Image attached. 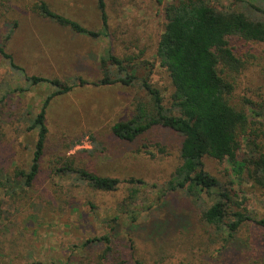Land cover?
I'll return each instance as SVG.
<instances>
[{
	"label": "rangeland",
	"instance_id": "rangeland-1",
	"mask_svg": "<svg viewBox=\"0 0 264 264\" xmlns=\"http://www.w3.org/2000/svg\"><path fill=\"white\" fill-rule=\"evenodd\" d=\"M40 1L0 0V45L28 75L90 84L51 100L39 173L27 185L18 172L28 171L33 159L38 133L29 127L55 88L31 85L0 56V264L73 263L85 253L80 249H105L104 242L84 246L105 234H111L113 264H264V225L257 221L264 220V189L237 176L226 160L205 158L221 189L228 187L251 218L227 240L202 220V207L165 187L181 163L180 134L162 126L132 141L113 134V125L134 115L146 91L139 84H94L103 75L101 57L110 51L170 104L174 86L157 50L172 0H104L106 28L98 0H44L102 33L97 37L39 15L34 5ZM211 1L226 9L234 0ZM250 1L264 7V0ZM230 45L243 62L227 71L230 100L249 115L238 158L250 159L264 152V43L232 36ZM67 162L124 181L113 191L97 190L59 172ZM133 178L145 184L131 200L136 184L125 180ZM205 198L211 204L218 197L201 203Z\"/></svg>",
	"mask_w": 264,
	"mask_h": 264
},
{
	"label": "trees",
	"instance_id": "trees-1",
	"mask_svg": "<svg viewBox=\"0 0 264 264\" xmlns=\"http://www.w3.org/2000/svg\"><path fill=\"white\" fill-rule=\"evenodd\" d=\"M98 5L103 27L106 28L104 0H98ZM34 10L77 33L94 37L102 34L56 12L44 0L35 3ZM166 16L167 24L158 44L157 56L160 64L169 72L174 86L170 104L164 103L157 87L146 78H140L133 66L126 65L123 59L110 51L101 57L103 75L94 84H139L146 91L147 98L137 101L134 115L113 125V134L122 140L132 141L157 126L180 134L183 137L181 163L171 179L165 183V187L168 191H183L196 205L203 208L202 220L214 226L223 236L226 235L228 240L251 218L240 210V203L228 187L221 189L220 180L205 168L204 160L206 157L226 160L237 176L244 175L254 186L264 189V152L250 159L238 158L242 138L249 124V115L231 102L230 96L234 86L227 73L230 69L237 70L243 66V62L230 45V37L237 36L248 41L264 43V7L257 6L250 0H234L233 6L226 9L217 8L211 0H172L166 5ZM0 56L13 70L22 76L24 74L23 77L31 85L46 84L55 88L45 98L29 127L38 133L33 159L28 171L18 172V175L25 177L28 185L39 173L40 159L48 134L46 110L51 100L72 91L75 86L87 85L90 82L78 78L70 84L58 78L28 75L2 45ZM58 170L63 174L74 175L78 181L97 190L113 191L124 181L99 175L84 167H75L70 162ZM125 181L136 184L129 195L132 200L138 192L137 187L145 183L134 178ZM215 195L218 198L213 203L207 204L206 198L201 203L204 197L213 198ZM257 221L264 225L263 219ZM96 242H104L105 249H80L85 253L75 262L66 264H113L111 234L87 239L84 246L88 247ZM136 264L142 263L138 261Z\"/></svg>",
	"mask_w": 264,
	"mask_h": 264
}]
</instances>
